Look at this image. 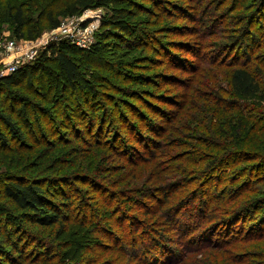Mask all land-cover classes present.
<instances>
[{"label": "trees", "instance_id": "16d2710c", "mask_svg": "<svg viewBox=\"0 0 264 264\" xmlns=\"http://www.w3.org/2000/svg\"><path fill=\"white\" fill-rule=\"evenodd\" d=\"M227 1L219 0L218 5L213 3L211 11L188 16L191 23L202 24L216 17L211 24H215L213 31L218 32L212 34L226 42L219 58L230 65L212 63L207 67L221 70L226 87L219 86L218 79H207L204 86L193 77L183 84L179 77L170 76L169 84H179L183 92L172 91L174 95L164 101L169 104L166 109H149L159 119L142 122L138 133L131 130L148 156L155 150L167 161L165 177L180 172L184 176L196 175L189 183L198 182L202 189L200 195L196 191L189 193L190 203L197 204L187 212L196 223L183 220V215L178 217L186 209L180 199L175 202L172 198V193L184 183L157 187L163 182L157 176L151 179L156 185L146 189L156 202L158 198L153 194L163 195L158 209L150 216L153 221L140 224L138 237L128 233V242L116 243V257L88 259L86 254H93L91 248L95 245L89 230L96 223L115 222L120 231L126 222L130 224L132 218L128 217L123 198L129 204V195H145L139 177L148 172L142 165L149 157H139L137 147L121 146L115 140L93 141L98 132L94 121L106 122L117 114L118 120H126L125 126L137 128L121 113L124 108L119 110V104L126 106L127 112L137 111L126 99H120L125 94L149 106L139 97L142 91H116L115 76L109 71L113 69L115 75L123 77L119 72L122 69L117 70L123 62L112 59L98 65V46L85 50L68 40L49 46L31 63L0 77V168L9 172L0 173V264H129L125 262L130 258L126 248L132 246L133 250L136 245L140 247L131 257L134 264H264V209L259 211L264 206V0H230L220 13ZM136 2L0 0V34L8 26L14 40L34 41L45 31L60 27L62 19L102 9L107 11L101 19L104 27H115L130 36L129 18L133 15L129 8L135 7ZM192 11L196 9L193 7ZM187 29L199 34L192 27ZM146 34L145 27H141L131 38L145 42ZM154 42L161 48L152 50L169 57V66L173 67L178 55L168 49L167 43L164 48V44ZM197 62L202 63L203 59ZM202 64L189 67L192 75L201 73L206 77V67L200 68ZM201 87L211 88L212 94L200 95ZM103 91L113 92L112 97L104 99ZM100 98L111 105L101 107ZM79 126L86 135L84 139L93 141L88 143L89 147L81 144L83 138L76 131ZM62 130L70 132L72 138L57 139ZM144 130L151 134V140L146 141ZM94 146L96 149L92 150ZM164 148L169 151L162 156ZM112 153L127 164H111ZM6 155L10 157L8 164L4 162ZM31 159L39 162L32 163ZM46 168L54 174L38 178ZM170 169L173 170L169 172ZM103 172L122 178H107L101 183ZM217 177L230 186L217 190L210 185L207 189L206 184ZM77 184L82 186L79 191L84 196L73 198L72 189L78 192ZM117 186L123 187L115 191ZM118 197L122 202L112 203ZM112 211L123 215L112 220ZM93 213L99 214L94 220ZM155 217L162 223L155 225ZM34 226L37 234L31 232ZM166 227L175 235L173 241L166 237L167 231H161ZM139 228L133 229L134 234ZM53 230V237L46 233Z\"/></svg>", "mask_w": 264, "mask_h": 264}, {"label": "rangeland", "instance_id": "374dc122", "mask_svg": "<svg viewBox=\"0 0 264 264\" xmlns=\"http://www.w3.org/2000/svg\"><path fill=\"white\" fill-rule=\"evenodd\" d=\"M137 1V0H136ZM194 2H189V0H138L136 2V6L133 8H129L131 15L129 18V23L132 24L130 27V36L127 35V33H121L119 30L115 27L109 28L104 27L101 23V19L105 17L107 14V11H104L102 9H98L95 11H87L81 16L73 17V18H65L61 20V25L59 28L55 30H49L45 31L38 37L36 40L30 42L27 40H21L17 42H28L33 45V48L36 50L37 56L40 52L46 50L49 46L59 42V41H67L71 40L73 38L75 45H78L83 47L81 49L89 50L92 49L94 46H98L100 48V52L98 55H96L95 60L97 61V64H104L110 60L115 61L117 60L119 63L123 62L122 69L119 70L121 74H123V77L115 75L116 72L112 69L109 71L111 76H115L113 79V82L115 83L116 91L119 89H138L142 91L139 94V97L145 101V103L149 106H146L145 104L133 100L131 98H127L125 94L120 99H126L125 101L129 103V106L137 107V111L135 113H130L125 110L126 106H123L119 104V110L124 108V111L121 112L125 115V118H127L129 121H132L130 124H134L137 128H132L130 125L125 126L123 121L126 120H118L117 114H115L114 119H109V121H94V124L98 125V132L97 135L93 137V141L96 139H99L101 142L111 140H115L117 143L121 142V146H134L137 147L135 149L136 154L139 155V157H143L146 159L149 157V159L146 161L144 160V164L142 165L143 169H146V172L144 175H142L140 178L141 180V186L140 189L142 190V193H145V195L141 196L142 194H135V196H128L129 204L127 203L126 199L123 198L125 201L122 202L121 198L118 197L115 199L116 203L117 201H120L124 203L127 206L128 211V217H131L130 224L126 222L123 226V231H120L117 228V224L115 222H107L103 223L101 225L95 224L91 226L89 233L92 237L93 241L95 242V245L92 246L91 251L93 254L88 253L87 258L88 259H97V258H103L107 259L111 256H117L118 254V247L117 244H120L121 242H128L129 234L134 237H138V233L140 232V224L144 223L146 221L151 222L153 221L150 216H152L154 211L158 209V203L161 202L163 199V195L156 193L153 194V197L158 198V202L151 199L148 193V190L151 189L154 185H156L151 179H155L157 176H159V179H162L163 182L158 183L157 187L164 188L166 185L175 184V183H184L183 185H179L178 188H176L175 192L172 193V198H175V202L177 199H180L179 203H182L184 205L185 209L184 211H181L178 214V217L182 216L183 220L190 221L192 223H196V220L189 218L190 216H187V212L193 209L192 207H195V204H191L189 201V193L191 191H196L200 195L201 186H198V182L189 183L190 179H193L196 177V175H189L184 176L183 173H178L176 176H169L165 177L163 175V171L166 167H168L167 161H164V158L161 157V155L155 151L152 150L150 153H152L150 156H148L147 152H145L144 148L140 147L141 144L135 141V137L131 130H135V132H139L140 128L139 126L142 125V122L147 123L148 120H154L159 119L151 110L153 109V106H156L161 109H166L169 104H164V101L169 100L172 97L173 92L174 93H181L183 92L181 86H178L179 84H169V78L170 76L179 77L184 84L190 77H193L194 80L198 81L202 85H206L207 79H210L211 81L213 79H218L216 83H220L219 86L225 88L226 84L222 82V72L221 70H214L210 67H207L208 65H211L212 63H216L219 65L220 63L227 66L230 65L229 62H224V60H220L219 56L221 54V51L223 49V46H226V42L224 40H221L218 37L213 36L212 33H217L218 31H213L215 28V24H211L214 20H216V17H213L212 22H205L204 24L199 22H193L191 23V17L192 15H198L199 12H209L211 11V7H213V3L218 5L219 0H200L201 2H198L196 0H192ZM156 3H158L156 5ZM210 3V7L208 5ZM230 0L222 4L219 12L222 13V9L229 5ZM208 5V6H207ZM157 7H159L161 10H158ZM196 9V11H192V8ZM209 7V8H208ZM166 11V13H165ZM157 15H161V18H157ZM187 17H186V16ZM157 18V19H156ZM84 23L86 24L84 27ZM150 23V25H148ZM264 27V23L262 25ZM141 27H145L147 30V36L145 42L142 40L141 42H137L136 40H132L131 36L134 35ZM184 27V28H183ZM192 27L195 31H198L199 34H192L187 28ZM264 29V28H263ZM110 31V32H107ZM189 32L191 34H189ZM211 33V34H210ZM124 37V40H123ZM151 38V40H150ZM8 41H16L12 38L11 29L8 26H4L1 34H0V42H8ZM153 41H159L160 43L164 44L167 43L169 46L168 49H170L173 54L178 55V60L173 63V67L169 66L171 62H169V57L165 56H159V52L157 51L159 47L155 42ZM144 42V43H143ZM143 43V44H142ZM228 43V41H227ZM154 49L155 51H153ZM224 50V49H223ZM225 51H223L224 53ZM222 53V54H223ZM223 58V57H222ZM203 59V64L198 63L197 60ZM212 59V60H211ZM234 59V58H233ZM229 60L230 63H234V60ZM0 60H1V48H0ZM211 60V62H209ZM205 62V63H204ZM209 62V63H208ZM31 63V62H29ZM195 64H202L200 68H205L206 77L203 76L204 74H193L189 71V67H193ZM19 66H22L19 64ZM184 66V67H183ZM96 68V66H94ZM113 68V67H112ZM129 70V71H128ZM204 70V69H203ZM126 72V74H125ZM204 72V73H205ZM126 77V75H128ZM175 85V86H173ZM102 91V90H100ZM173 91V92H172ZM199 94L202 96L211 95L212 90L209 87L205 88H199L198 90ZM102 95L104 99L106 97H112V93L109 91H103ZM117 95H121V94ZM174 95V94H173ZM121 101V100H120ZM119 101V103H120ZM98 103L103 107L110 106L111 104L109 102H105L102 100V98L98 99ZM190 116H192V113H189ZM104 122V123H103ZM130 130V131H129ZM61 134L58 136L57 139L60 137H65L68 139L72 138V135H70V132H66L65 130H62ZM76 131L78 132V136L83 138V142L81 144H86L89 147L88 143H93L91 139H88L85 134L81 131V126L76 128ZM129 131V132H128ZM147 130H144L145 133H147V140H151V134L146 132ZM158 139H156L157 141ZM169 140H173V135L169 137ZM99 142V143H101ZM81 146V145H80ZM96 149V146L92 148ZM169 151V148H164L161 150V154H163ZM42 155L45 153L42 150ZM2 154H0L1 157ZM7 158L4 159V162L6 164L9 163L10 157L6 155ZM44 159H49L48 157L43 156ZM110 159L112 160V163L114 166L120 167L121 163L127 164L126 161H123L122 158L119 157L118 154L112 153L110 155ZM32 163L39 162L38 160L31 159ZM123 161V162H122ZM41 162V161H40ZM44 164L39 166L37 169H40L43 167ZM108 164L105 163L104 167H107ZM164 167V168H163ZM139 168V167H138ZM47 169V168H46ZM106 169V168H105ZM173 169H170L169 172H171ZM0 173H9L4 170V168H0ZM54 174L53 170L48 171V169L45 171H41L38 178H43L47 176H51ZM47 175V176H46ZM104 178L100 181L101 183H105V179H112L117 178L121 179V176H118V174L113 175L112 172H103ZM132 174H130L129 177H131ZM175 177V178H172ZM230 175H228V179ZM134 179V178H133ZM132 179V180H133ZM100 180V178H99ZM98 180V181H99ZM131 180V181H132ZM116 183V182H115ZM164 185V186H163ZM207 189L210 185H212L213 189H222L225 187H229L230 183L226 182L225 180H219V177H217V180H214L213 182H208ZM109 187V185H108ZM123 186H117L114 190L117 191V188H121ZM130 186H128L129 188ZM149 188V189H148ZM160 188V189H162ZM211 188V189H212ZM77 191H74V188L72 189V197H79L84 196L83 191H79V189H82V186L80 184H77ZM148 189V190H146ZM158 189V188H156ZM155 189V190H156ZM71 191V190H70ZM154 191V190H153ZM165 192V189L163 190ZM51 193V192H50ZM211 193V192H210ZM93 196H91L92 198ZM132 197V198H131ZM90 199V198H89ZM168 201H170L168 199ZM139 203H143L144 205L139 206ZM75 205L77 204V201L74 202ZM91 204L93 205V201H91ZM148 209V210H147ZM264 209L261 208L259 211H262ZM63 212V209H62ZM96 213V212H95ZM93 213V215L95 214ZM99 213V212H98ZM94 215L92 220L95 219L96 216H99V214ZM102 213V212H101ZM122 212L119 211H112L110 214V219L117 220L119 216H122ZM76 214V211H75ZM117 215V216H116ZM69 218L72 216L71 214L68 215ZM101 217V216H100ZM67 218V217H66ZM103 220L105 218L101 217ZM150 218V219H149ZM125 219V218H123ZM68 220V218H67ZM155 225L158 223H162V221H158L157 217L154 218ZM134 226V228H133ZM107 229L108 230H100V229ZM135 227H138L136 234H134L133 229ZM169 228H162L161 231H167L166 237L169 238L171 241L176 239L175 235L173 233H169ZM37 228L34 226L31 228V232L33 234H37ZM40 230V229H39ZM43 230V229H42ZM41 230V231H42ZM53 230L52 232H46L51 234V237H53L54 234ZM129 233V234H128ZM40 238L43 240V233L40 232ZM117 243V244H116ZM170 245V243H168ZM132 246H128L126 248L127 252L130 255L129 259H126L125 262L129 264H134L135 260L131 257L134 256L136 251L140 246L136 245V247L131 250ZM177 249V247L175 246ZM120 257V256H119ZM102 259H99L101 261Z\"/></svg>", "mask_w": 264, "mask_h": 264}, {"label": "built area", "instance_id": "2783aa9c", "mask_svg": "<svg viewBox=\"0 0 264 264\" xmlns=\"http://www.w3.org/2000/svg\"><path fill=\"white\" fill-rule=\"evenodd\" d=\"M68 41L76 44L73 38ZM76 46L78 47V45ZM0 48V77L14 72L18 67H20L19 64H27L29 62H32L37 57L36 50L33 48V45L28 42H0Z\"/></svg>", "mask_w": 264, "mask_h": 264}]
</instances>
